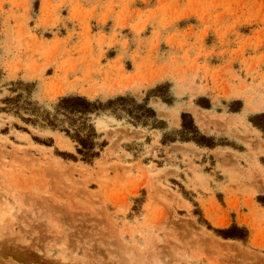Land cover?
Masks as SVG:
<instances>
[{"label":"rangeland","instance_id":"374dc122","mask_svg":"<svg viewBox=\"0 0 264 264\" xmlns=\"http://www.w3.org/2000/svg\"><path fill=\"white\" fill-rule=\"evenodd\" d=\"M0 66L27 76L2 81L0 107L10 88L48 110L129 94L171 123L92 116L107 145L86 164L56 154L76 155L63 132L0 111V264H264V129L244 120L264 110V0H0ZM182 112L210 152L159 145ZM232 223L247 240L213 230Z\"/></svg>","mask_w":264,"mask_h":264},{"label":"trees","instance_id":"16d2710c","mask_svg":"<svg viewBox=\"0 0 264 264\" xmlns=\"http://www.w3.org/2000/svg\"><path fill=\"white\" fill-rule=\"evenodd\" d=\"M2 72L0 70V79ZM22 84V82H20ZM12 83H10L11 85ZM31 84H25L27 87ZM163 86H157L162 88ZM11 96L2 98V103L5 106L0 107V111L13 112L19 116L24 122L40 127H47L51 130H58L63 132L75 144L76 155L56 150L58 155H67L72 160H81L86 164H91L99 157L104 147L107 145L105 139H101L102 133L96 130L92 121V116H99L101 113H107L116 118V120L125 119L127 123L134 126L150 127L155 129L165 128V121L157 117L156 111L149 106L147 98L142 102H137L136 99L129 95H118L113 98H108L105 101L99 99L90 100L85 96L78 94H69L62 96L53 105L52 110H48L38 106L36 102L31 100L30 91L27 95H22L17 92L16 88H10ZM162 101L169 102L166 98ZM209 104L202 105L208 107ZM20 111L27 116L24 117ZM181 128L178 130L180 141H192L201 147L213 148L216 146L212 136L201 134L198 128L194 125L192 116L189 113L182 112ZM253 117H256L259 122H255ZM264 120V112L256 113L251 116L248 115V120L254 126L263 130L264 127L260 125L261 120ZM25 130V129H23ZM161 143L165 144L167 141H172L175 138L165 139L166 134H162ZM36 142L45 145H51L44 141L33 137ZM79 158H78V157ZM262 164L263 159L260 158ZM183 192V191H182ZM184 193V192H183ZM195 206L197 204L195 203ZM214 232L222 238L247 240L248 230L244 226H238L232 223L227 228H214Z\"/></svg>","mask_w":264,"mask_h":264},{"label":"crops","instance_id":"0c3cea01","mask_svg":"<svg viewBox=\"0 0 264 264\" xmlns=\"http://www.w3.org/2000/svg\"><path fill=\"white\" fill-rule=\"evenodd\" d=\"M0 69H1V71H2V75H1V79H0V85H1V83H3L2 81H4V82H6V81H10V80H15V79H17V78H19V79H25V77H27V76H25L26 74L25 73H23V70H21L22 69V67H12L11 69L10 68H3L2 66H0ZM3 88V87H2ZM4 93H3V91H1L0 92V97L3 95ZM202 99V98H201ZM235 100H237V99H231V101H233V103H234V101ZM162 103H164L165 104V106H166V109H171V108H174V102L172 101H169V102H164V101H162V100H160ZM206 102L207 103H204V104H202V105H205V104H211V100L209 99V100H206ZM192 103V102H191ZM148 104H149V102H148ZM193 104V103H192ZM201 105V106H202ZM149 106H151L150 104H149ZM152 107V106H151ZM243 103L238 107V108H236V109H233L232 111H230V114H238V115H241L242 114V110H243ZM153 108V107H152ZM210 108V105H208V107H200V109L201 110H208ZM155 111H156V109L155 108H153ZM246 110V106H245V108H244V110L243 111H245ZM261 112H264V110L263 111H260V112H258V113H261ZM257 113V112H256ZM156 114H157V117L160 119H162L163 117L162 116H160L158 113H157V111H156ZM245 114V113H244ZM243 114V115H244ZM191 115V114H190ZM113 118V117H112ZM115 118V117H114ZM113 118V119H114ZM179 120H178V123L176 124L175 122H173L172 123V126H174V127H178V128H181V117H180V115H179ZM116 119V118H115ZM192 119H193V123H194V125L198 128V130L200 131V133L201 134H204V135H210V134H214V132H208V131H205V130H203V128L200 126V125H198L197 124V122L195 121V119L193 118V115H192ZM244 120H245V122L246 123H248L249 122V120H248V114H245L244 115ZM168 121H170V120H168ZM167 121V123H166V121H165V128H163V129H159V130H161V131H163V132H165V131H167L170 127H169V124H171L170 122H168ZM249 124H251L250 122H249ZM252 126V125H251ZM154 130H156V129H154ZM253 130V128H249L248 127V131L251 133V131ZM163 134V133H162ZM254 135V134H253ZM173 138H175V137H173ZM137 140H140V138H136ZM233 139H235V138H233ZM167 144V145H166ZM159 145L161 146V147H168L169 148V151H168V155H169V157L170 158H172L173 157V154H176L175 155V157L176 158H178V159H180V157H179V155H177V153L179 154V151H180V149H182V146H184V145H193L194 147H196V148H198V149H200V150H202V151H211L212 149L211 148H209V147H201V146H198V145H196L194 142H192V141H180V140H178L177 138H175V139H173L172 141H167L165 144H162V143H160L159 142ZM166 145V146H165ZM237 145L238 146H241L242 148L240 149V150H238V152H245L244 150V144L242 143V142H239V144L237 143ZM43 146H47V145H43ZM47 147H51V146H47ZM201 156L203 157L204 156V154H201ZM259 162V161H258ZM261 164V163H260ZM261 166H264L263 164H261Z\"/></svg>","mask_w":264,"mask_h":264},{"label":"bare ground","instance_id":"6f19581e","mask_svg":"<svg viewBox=\"0 0 264 264\" xmlns=\"http://www.w3.org/2000/svg\"><path fill=\"white\" fill-rule=\"evenodd\" d=\"M89 92H90V90H89ZM89 94V93H88ZM254 108V107H253ZM255 110H256V108H254ZM258 111V110H257ZM66 139V138H65ZM66 141H68V140H66ZM68 142H70V141H68ZM214 220V219H213ZM214 224L215 225H219L218 223H216V222H214Z\"/></svg>","mask_w":264,"mask_h":264}]
</instances>
